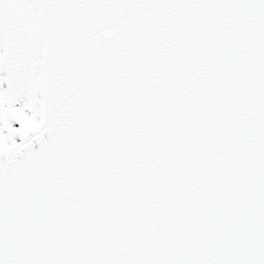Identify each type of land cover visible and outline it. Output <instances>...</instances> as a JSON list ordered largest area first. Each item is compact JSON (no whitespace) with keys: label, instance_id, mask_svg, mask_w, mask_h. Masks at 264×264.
Instances as JSON below:
<instances>
[{"label":"snow or ice","instance_id":"1","mask_svg":"<svg viewBox=\"0 0 264 264\" xmlns=\"http://www.w3.org/2000/svg\"><path fill=\"white\" fill-rule=\"evenodd\" d=\"M0 264H264V0H0Z\"/></svg>","mask_w":264,"mask_h":264},{"label":"rangeland","instance_id":"2","mask_svg":"<svg viewBox=\"0 0 264 264\" xmlns=\"http://www.w3.org/2000/svg\"><path fill=\"white\" fill-rule=\"evenodd\" d=\"M18 126V125H17Z\"/></svg>","mask_w":264,"mask_h":264}]
</instances>
